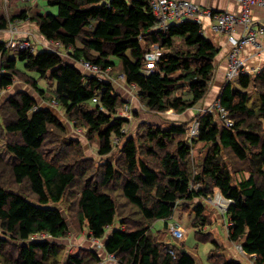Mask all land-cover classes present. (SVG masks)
I'll return each instance as SVG.
<instances>
[{
  "label": "trees",
  "instance_id": "1",
  "mask_svg": "<svg viewBox=\"0 0 264 264\" xmlns=\"http://www.w3.org/2000/svg\"><path fill=\"white\" fill-rule=\"evenodd\" d=\"M7 2L10 20L1 16L0 29L16 20L33 22L46 41L71 48L69 56L74 63L54 50L22 51L16 58L2 60L0 89L22 75L18 61L24 63L26 70L51 79L55 82L53 99L75 126L86 129L90 138L98 137L101 155L111 153L114 143L126 137L124 126L128 120L117 115L121 101L113 84L86 74L80 66L82 60L107 70L116 64L111 57L117 58L126 83L137 87L142 103L152 111L174 110L181 114L209 92L220 49L204 36L197 22L175 24L165 33L153 30L155 18L145 0H111L109 4L100 0H48V5L58 10L56 14H32L20 4L22 0ZM153 48L160 51V60L157 68L146 74L145 54ZM6 50L5 42L0 41L1 57ZM28 81L41 95L45 94L36 80ZM239 84L240 88H236L228 81L218 96L234 121L232 127L220 123L209 112L199 118V133L193 145L204 143L210 148L199 173L195 174L190 165L188 142L179 138L177 150L169 149L177 136L186 133L183 124H172L166 128L145 127L144 140L126 137L121 146L122 157L116 165L108 161L96 180V173L88 171L90 166L75 170L82 165L78 141L68 140L67 151L56 157L45 149L55 134L53 128L66 130L59 117L49 108L35 109L37 101L28 93L12 95L1 108L0 137L7 133L18 136V140L7 145L14 157L11 171L18 184L29 183L34 196L9 191L0 183V225L4 234L0 235V264L62 263L61 247L56 242L30 239L39 233L53 239L69 234V224L57 205L69 188L78 184L80 230L85 228L89 237L104 239L105 253L118 258L119 264H196L188 253L181 252L184 247L178 249L160 241V232L152 233L151 226L163 220L168 227L181 201L194 203V227L206 225L203 201L213 195L215 188L230 201L225 214L232 223L229 239L240 243L246 254L255 255L257 264H264V178L259 183L252 173L234 183L233 173L221 159L229 149L243 161L250 159L255 170L264 176V68L254 77L241 76ZM250 87L257 101L252 100ZM94 98L97 102H93ZM145 141L155 143L163 152L158 169L140 157V145ZM70 148L77 150L73 161ZM121 177L123 198L137 207L142 216L136 225H129L128 214L119 213V209H126L125 204L121 202L119 207L108 189ZM198 182L202 186L195 189L193 185ZM14 243L17 248L7 253ZM82 252L70 255L65 264L104 262L95 250ZM210 264L242 263L224 260Z\"/></svg>",
  "mask_w": 264,
  "mask_h": 264
},
{
  "label": "rangeland",
  "instance_id": "2",
  "mask_svg": "<svg viewBox=\"0 0 264 264\" xmlns=\"http://www.w3.org/2000/svg\"><path fill=\"white\" fill-rule=\"evenodd\" d=\"M47 5V2L44 3ZM11 8L9 6V3L7 0H2L0 1V17L5 16L10 20V11ZM54 14L58 12L56 8H54ZM20 21L13 22L11 24L9 22L8 27L6 29H0V41L5 42L6 45V54L4 57L0 56V71L1 70V64L2 60L6 59L7 57L9 58H16L20 53L18 50V47L12 46V41H17V42H22V40H26V42L29 43L30 49L33 53H37L40 49V47H43L41 45V37L39 35V30L36 25H32L29 28L30 30V35L27 36L24 33L23 35H20V28L19 30H15L14 27H17V25L21 26L19 24ZM18 26V27H19ZM25 28V29H27ZM14 30V31H13ZM66 48V47H65ZM46 50H51L50 47L45 48ZM57 53L60 54L64 58H68L67 55H69L66 50L67 49H61V45H57L56 47ZM62 50V51H61ZM155 51L156 49L153 48ZM64 51V52H63ZM111 59L116 63L115 66L112 68H109L108 70H103V73L100 77H97L101 81L104 82H111L115 88L116 94L119 95L121 104L117 109V115L126 118L128 121L125 123V136H131L134 137L135 139H139L140 137L144 140V128L147 126H152V127H160V128H166L171 126L172 124H183L186 127V133L181 136H177L173 142L170 143L169 149L172 152H175L177 150V142L180 139H184L185 142H188V144L191 146L190 149V160H191V167L194 170V173L197 174L200 172V165L202 163V160L204 157L207 155L209 152V147H207L204 143H197L193 145V139L197 136L192 135V129L194 126H196L199 123V118L202 114H204L206 111H208V108L213 104V101L215 100L214 98L216 96H212L211 99L208 101V96L197 103L195 105L196 107L189 109L188 111L178 114L174 110H168L165 112H156L152 111L150 109H147L144 104L142 103L139 92L136 86L129 85L126 83L125 78H121L122 69H121V62L115 58L111 57ZM81 66V65H80ZM17 67L20 69L22 72V75L19 77L15 78L14 83L7 89H2L0 93V124L2 122V112L1 108L2 106L6 103V101L12 96L20 92H27L35 95L36 98L39 100V95L40 91L30 84L28 80L37 78V85L46 92L45 94L47 95L45 97V101L52 103L55 100L53 99V94H52V88L53 87V81L49 78H42L40 75L35 72V71H29L32 76L31 77L27 74L25 71L26 69L24 68V63L21 61H18ZM82 70H85L84 68ZM0 72V74H1ZM85 73L88 75H92L91 72L86 71ZM55 83V82H54ZM211 85V84H210ZM211 88V86H210ZM36 91H35V90ZM34 90V91H33ZM211 89H209L210 92ZM38 92V93H36ZM208 92V93H209ZM249 92H251L252 95V100L257 101V95L255 91L253 90L252 87H250ZM44 99V98H43ZM214 99V100H213ZM41 102V98L39 100ZM38 104V103H37ZM129 104V105H128ZM41 107L39 105L35 106V109ZM126 108H128L126 110ZM211 108V107H210ZM173 111V112H171ZM210 113V112H209ZM57 116L60 118L62 123L65 125L66 130L65 132H61L60 130H57L55 128L52 129V131L55 133L51 137L52 139L50 140V143H46V150H48V154L51 152V156L56 157L60 156L63 154V152L67 151L65 148L67 146L66 142L68 140L74 139L78 141L80 145V161L82 165H77L75 170L79 172L81 168L87 166L89 168L88 171L90 172L94 171L96 173V179L100 177L99 173L104 169L105 165L107 164L108 161H110L112 164L116 165L118 160L122 157V143L124 142L125 138L117 141L114 143L113 150L111 153L101 155L99 153V139L97 136H93V138L89 137V134L87 133L86 129H82L81 127H77L74 124V121H71L70 118L67 116V114L62 111H56ZM215 115V118L217 121L220 122L219 118L217 117L216 114L212 113ZM198 120V121H197ZM221 123V122H220ZM18 140V136L12 135V134H6L4 137H0V183L9 191H14V192H21L25 195L28 196H34L32 193V190L29 186V183L27 181L18 184L15 181L14 175L12 174L11 171V166L14 163V157L12 153H10L7 149V145L9 142L12 140ZM145 143V144H143ZM144 145V146H143ZM141 148V153L140 157L144 159L145 161L148 162L149 166L153 167L154 169L159 168V162H160V157L163 155L162 150H159V148L155 145V143H150V142H142L140 145ZM63 149V150H62ZM62 150V152H61ZM77 152V150H75ZM75 151L70 148L71 152V159H75L77 154ZM79 151V150H78ZM83 154V155H82ZM222 161L225 162V164L228 166L230 171L233 173L234 176V183L239 182L240 180L249 177L252 173H255L256 179L259 183L263 181L264 176L260 173H258L254 166L251 165L250 159L243 161L239 159L232 151L229 149L225 150L223 152V155L221 156ZM71 161V160H70ZM256 171V172H255ZM93 177V175L91 176ZM85 179V178H83ZM80 183V181H79ZM201 183L198 182L197 184L193 185L195 189H198L201 187ZM79 184L70 187L68 192L66 193L65 197L63 200L57 205L66 221L69 224V234L65 237L59 238V239H53L51 236H49L46 233H39L35 234L31 237L30 241H35V240H49L51 242H56L60 247L62 251V258L60 259L61 264H65V260L70 256L74 254H79L83 253L82 251L85 250H95L99 252V255L102 256L103 260L106 257H103V246H104V239H94L89 237L88 235V230L87 229H82L80 230L79 226V219H78V214H77V196H78V190H79ZM122 187H123V178L119 179L118 181H113L109 186L108 189H110L111 193L114 195V198L116 199V202L118 206H121V202L125 204L124 207L126 209L123 211V209H119V213L122 215H127L130 216L128 217L127 221L129 225H136L137 221L141 220L142 216L140 211L138 210L137 207H135L133 204L129 203L126 199L123 198L122 196ZM217 199H225L222 192L215 188L213 195H211L208 199H205L203 201L204 204H208L205 206V212L208 213L207 216V224L202 225L199 227H193V220H194V208L193 202H185L181 201L175 208L174 214L172 218L169 220L170 223L177 224L181 227L183 230L185 237L184 239H176L173 237L171 234V231L169 227H165V223L163 220H158L155 221L153 226L151 227V232L152 233H159V238L161 239L160 241L162 242H167L170 243L171 247L174 248H180L181 246H185L184 248L189 249V251L194 254L204 263L207 264V256L209 253V250L213 247V244L211 243H203L199 241L196 237V230H198L200 235L205 236L203 238H206V240L210 239V234H208V230L211 227V220L216 218L219 214L221 217V221L223 224L225 223L226 219H228L227 215H224L222 213L217 204L216 200ZM213 200L214 202L210 201ZM194 202H197L195 200ZM138 210V214H137ZM136 212V213H135ZM192 223V225H191ZM116 227H118L117 223L115 224ZM223 226V225H222ZM222 226H219L220 229V235L219 239L225 241L224 238V229ZM195 228V229H194ZM112 230L110 227L108 229L107 234ZM0 235H3V231L1 229L0 225ZM165 242V243H166ZM174 244V245H173ZM241 245L240 243L237 244V249L239 250L238 246ZM17 245H11L7 249V253H12L14 252V249H16ZM224 249V248H223ZM220 249L216 250L215 256L218 258L217 260L221 259L223 257H218L217 251ZM240 251V250H239ZM113 259L116 260V262L119 264L118 258L112 257ZM251 259V263L249 264H257V261L255 257H249ZM109 260V259H108ZM108 260H104L102 264H107L105 261L108 262Z\"/></svg>",
  "mask_w": 264,
  "mask_h": 264
},
{
  "label": "built area",
  "instance_id": "3",
  "mask_svg": "<svg viewBox=\"0 0 264 264\" xmlns=\"http://www.w3.org/2000/svg\"><path fill=\"white\" fill-rule=\"evenodd\" d=\"M145 1L155 18L153 30L161 31L163 33L167 32L173 25L178 23L183 24L187 21H194L200 24L202 16H208L211 18L212 31L217 34L226 35L228 42L231 44V49L228 53L227 81H233L250 73L245 65V58H242L241 56L242 51L246 46L252 45L256 50H263V45L259 42L258 35L261 34L264 36V26L255 27L252 7L258 6L264 8V0H236L242 6V10L239 14L231 11H214L211 8L202 7L189 0ZM100 2L109 4L111 0H100ZM11 24H13V22H11ZM239 25L243 27V32L241 35L235 36L234 33ZM14 29L16 30V27H14ZM10 41L13 47H18L19 53L30 49V45L26 40H22V42ZM56 45H60V43H56ZM160 55L161 53L157 49L155 51H148L145 54L146 66L143 69L144 73L149 74L157 68ZM81 64L85 70L93 73L97 77H100L103 73V70L99 65L89 60H82ZM251 71L258 72L256 69H252ZM124 77V74H122L121 78ZM93 102H97V99L94 98ZM210 107L206 112L216 114L221 123L226 126L232 127L234 125V121L232 120L229 111L221 104L219 98H217ZM127 109L128 108H126V110ZM198 133L199 123L192 129V135H198ZM215 200L219 210L225 215L230 201L227 199L220 200L217 199V197ZM210 201L214 202L213 200ZM225 226L229 230L232 223L226 219ZM170 231L176 239L182 240L185 237L183 230L177 224H172L170 226ZM238 248L241 252H244L242 245H239ZM169 252L174 254L172 248L169 249ZM111 257L114 256L111 255Z\"/></svg>",
  "mask_w": 264,
  "mask_h": 264
},
{
  "label": "crops",
  "instance_id": "4",
  "mask_svg": "<svg viewBox=\"0 0 264 264\" xmlns=\"http://www.w3.org/2000/svg\"><path fill=\"white\" fill-rule=\"evenodd\" d=\"M189 1H191V2H193L195 4H198V5L202 6V7L211 8L214 11H231V12L239 14L241 12V10H242V6L236 0H189ZM45 2H47V5L44 4ZM20 4L22 6L28 7L32 14L33 13L34 14H36V13H41V14L54 13V11H55L53 7L48 5V0H22V2ZM252 14H253L255 27L257 28V27H260V26H264V8H261V7H258V6H253L252 7ZM17 21H20L19 24H21V26H19V25L18 26H19V28L21 30L20 31V33H21L20 35H23V36H24V34L27 35V36L30 35V30L27 27H30L32 25H36L35 23L30 22V21L16 20L15 22H17ZM179 24H181V23H178L177 25H179ZM200 25L202 27L204 36L208 40L213 42L220 49L218 55L215 58V72H214L213 80H212L211 85H210L211 86V88H210L211 90L207 94L208 101L211 99L212 96H216L214 98L216 100L218 98L221 90L223 89V87L228 82L227 81L228 53H229V51L231 49V44L228 42L226 35L217 34V33L212 31V29H211V18H209L208 16H202L201 17ZM25 28H27V29H25ZM242 32H243V27L241 25H239L237 27L236 32L234 34H235V36H239V35H241ZM39 35L42 36L40 34V32H39ZM258 39H259V42L263 45V50H256L252 45H248V46H246L243 49L242 55H241L242 58H245V60H246L245 61V65L248 68V70L250 71V73L246 74V75H250L252 77H254L257 74H259L262 71V69L264 68V36L259 34L258 35ZM41 41H42L41 45L43 47H40L39 51L45 50V48H48V46L50 47L51 50L56 51L55 48L57 47V45H56L55 42L46 41L43 38V36L41 37ZM63 48L67 49L66 52L68 54L72 50L71 48H65V47L61 46V49H63ZM67 57L68 58H64V57L63 58L66 61H68V62L74 63L71 60L69 55H67ZM17 65H18V62H17ZM252 69H256V70H258V72L257 71L256 72L255 71H251ZM25 71L27 72V74L29 76L34 77L29 72V70H25ZM239 78L231 81L233 86L236 87V88H240ZM33 79L37 81V78H33ZM53 84L55 85V83H53ZM10 86H8L7 88H9ZM7 88H5V89H7ZM25 93H27V92H25ZM36 93H38V92H36ZM28 94H30L31 96H33L35 98V100L37 101L39 106L44 107V108H49L55 114H56L57 110L58 111H62V113L65 112L63 107L60 106L59 104H57L56 101H54L52 103L46 102L45 101V97L47 96L46 94L39 95V97L41 98V102L39 101L40 98L38 100V98H36L35 95H33L31 93H28ZM214 101H213V103H214ZM194 107H196V106H194ZM171 112H173V111H171ZM207 205L208 204H204V206H207ZM204 213H205V215H208V213H206V212H204ZM194 218H195V216H194ZM211 221H212L211 225H210L211 227L208 230L209 231L208 234H210V239L209 240H206V238H203L205 236L200 235L201 233H199L198 230H196L194 228L195 231H196V237H197V239L199 241H201L203 243H211V244H213V247L209 250V253H208V256H207V264H210L211 262H222L224 260H236L238 262H241L242 264L251 263L250 262L251 259H249V257H253L254 258L255 255H248V254H246L244 252H241V251H239L237 249V244H239V243L233 242V241H231L229 239V231H228L227 227L225 226V223L223 224V222L221 221V217L219 216V214H218V216L216 218H214ZM164 223H165V221H164ZM153 224H152V226H153ZM168 224L170 225L172 223H170L168 221ZM169 225H168V227H169ZM191 225H192V223H191ZM219 226H222L223 229H224V233L223 234H224L225 241L219 239V236H218V235H220ZM160 231H158V232H160ZM154 234H157V233H154ZM167 244L170 246V243H167ZM183 247H185V246H183ZM218 249H220V250L217 251V255H218V257H223L222 258L223 260H221V259L217 260L218 258L215 256L216 250H218ZM186 250H187V253L195 260L196 264H204L195 255V252H193L194 254H192L189 251V249L186 248ZM95 251H96V249H95ZM103 255H105L103 257H106L104 260H108L109 259L108 262L105 261L107 264H118L115 259H112L111 255H108V254L105 253L104 246H103ZM102 263L103 262H101L99 264H102Z\"/></svg>",
  "mask_w": 264,
  "mask_h": 264
},
{
  "label": "bare ground",
  "instance_id": "5",
  "mask_svg": "<svg viewBox=\"0 0 264 264\" xmlns=\"http://www.w3.org/2000/svg\"><path fill=\"white\" fill-rule=\"evenodd\" d=\"M16 30L18 31L19 30V27H18V25H17V27H16ZM14 31V30H13ZM82 62V61H81ZM81 67L82 68H84L83 66H82V64H81ZM87 71V70H86ZM1 72V71H0ZM91 74H93V73H91ZM1 91H2V89H0ZM1 91H0V93H1ZM129 105V104H128ZM198 121V120H197ZM243 247V246H242ZM244 250V249H243Z\"/></svg>",
  "mask_w": 264,
  "mask_h": 264
},
{
  "label": "water",
  "instance_id": "6",
  "mask_svg": "<svg viewBox=\"0 0 264 264\" xmlns=\"http://www.w3.org/2000/svg\"><path fill=\"white\" fill-rule=\"evenodd\" d=\"M173 206H175V204H173ZM182 253H187V250L185 248L181 249Z\"/></svg>",
  "mask_w": 264,
  "mask_h": 264
}]
</instances>
